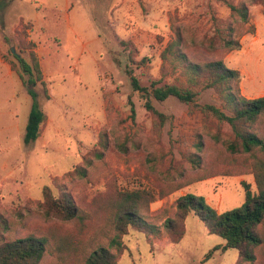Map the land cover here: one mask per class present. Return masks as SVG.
I'll list each match as a JSON object with an SVG mask.
<instances>
[{
	"label": "rangeland",
	"instance_id": "obj_1",
	"mask_svg": "<svg viewBox=\"0 0 264 264\" xmlns=\"http://www.w3.org/2000/svg\"><path fill=\"white\" fill-rule=\"evenodd\" d=\"M227 1L248 6L247 31L225 0H0V244L45 235L49 246L39 264H86L118 233L124 194L143 190L135 201L149 227L127 228L125 248H111L118 264H237V248L214 250L225 239L208 232L195 212L182 219L177 211L187 192L223 212L243 205L242 182L256 191L255 156L230 152L224 142L231 126L198 106L222 108L220 94L200 84L192 104L151 97L165 114L161 120L126 71L145 86L188 84L178 58L183 52L200 63L223 59L244 71L240 87L242 79L247 91L264 90V0ZM226 26L243 30L240 47L227 49L218 37L216 48L208 47L214 30ZM31 51L50 98L37 82L47 118L26 144L32 98L16 54L31 61ZM251 128L263 135L264 116ZM46 187L57 197L69 194L84 219L45 217ZM171 234L182 237L174 242ZM254 251L257 259L245 264H264V246Z\"/></svg>",
	"mask_w": 264,
	"mask_h": 264
},
{
	"label": "trees",
	"instance_id": "obj_2",
	"mask_svg": "<svg viewBox=\"0 0 264 264\" xmlns=\"http://www.w3.org/2000/svg\"><path fill=\"white\" fill-rule=\"evenodd\" d=\"M225 1L231 8L232 14L238 19L240 26L247 31L246 25L250 20L248 6L245 3L236 5ZM243 30L236 32L233 26H226L223 29L216 28L207 46L215 49L214 38L218 37L225 48L238 49L241 45L240 36ZM177 42L178 39L172 40L169 46H175ZM16 56L21 69L18 71L21 79L24 81V74L28 75V93L32 98L24 135V141L28 144L39 137L42 124L47 118L41 105L40 94L34 85L37 82L41 83L43 95L47 99L50 98V94L37 54L34 51L30 52L31 61L18 54ZM178 58L184 62L183 71L188 84L158 85V82L154 81L150 86H145L141 85L139 79L130 70H126L130 75L132 88L145 98L146 109L155 112L161 120L165 118V114L155 108L151 97L163 101L169 96H175L182 102L192 104L195 103L199 91L194 89L195 85L201 84L202 88L216 89L223 101L222 108L209 103L198 104V106L205 116H212L218 122H226L231 126V137L224 142L230 152H247L255 156L253 173L256 191L251 189L249 183L242 182L245 187L243 205L223 212L218 211L205 197L187 192L177 199V211L182 219L186 218L189 213L195 212L205 223L208 232L218 234L225 239V243L216 246L214 250L225 251L230 247H235L239 250L237 264L253 262L257 259L254 249L257 246H264V134L260 135L253 130L251 124L264 116V95L252 98L244 96L240 87L239 70L227 66L223 59L200 63L190 60L183 52L179 53ZM129 101L134 113V103L131 98ZM257 155H259L258 158ZM143 193V190H135L124 194L123 209L117 213L118 233L110 240L109 246L101 245L93 250L86 259V264H118L117 253L111 248H115L118 252L125 248L122 235L127 232V228L134 225L146 230L149 227L147 221L137 211L135 201L141 198ZM44 198L40 206L45 217H60L67 220L84 219L79 207L69 194L64 193L57 197L46 187ZM170 221L171 219L167 220V226H170ZM259 227L262 229L259 230ZM3 228L6 229L7 225L4 224ZM149 229L153 231V227L150 226ZM170 236L174 242H178L182 237L181 234ZM48 246L49 238L45 235L28 234L4 241L0 244V264H39ZM212 253L213 250H210L207 258Z\"/></svg>",
	"mask_w": 264,
	"mask_h": 264
},
{
	"label": "crops",
	"instance_id": "obj_3",
	"mask_svg": "<svg viewBox=\"0 0 264 264\" xmlns=\"http://www.w3.org/2000/svg\"><path fill=\"white\" fill-rule=\"evenodd\" d=\"M67 6H69L68 3H67ZM242 72H244V71L241 70V76H242ZM247 90H248L247 87L243 84L242 79H241V91H242L243 95H245L248 98L258 97V96L264 95V90H257L255 87L249 88V91H247Z\"/></svg>",
	"mask_w": 264,
	"mask_h": 264
},
{
	"label": "water",
	"instance_id": "obj_4",
	"mask_svg": "<svg viewBox=\"0 0 264 264\" xmlns=\"http://www.w3.org/2000/svg\"><path fill=\"white\" fill-rule=\"evenodd\" d=\"M12 51L15 52V48L14 47H12Z\"/></svg>",
	"mask_w": 264,
	"mask_h": 264
}]
</instances>
